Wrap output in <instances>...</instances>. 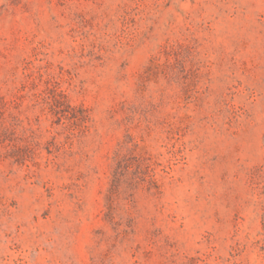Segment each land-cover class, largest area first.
<instances>
[{
  "label": "rangeland",
  "instance_id": "1",
  "mask_svg": "<svg viewBox=\"0 0 264 264\" xmlns=\"http://www.w3.org/2000/svg\"><path fill=\"white\" fill-rule=\"evenodd\" d=\"M0 264H264V0H0Z\"/></svg>",
  "mask_w": 264,
  "mask_h": 264
}]
</instances>
